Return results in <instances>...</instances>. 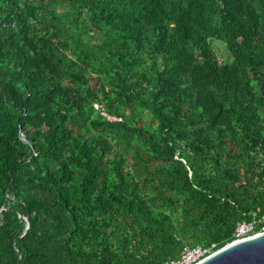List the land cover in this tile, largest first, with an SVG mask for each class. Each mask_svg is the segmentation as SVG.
Listing matches in <instances>:
<instances>
[{
  "label": "trees",
  "instance_id": "obj_1",
  "mask_svg": "<svg viewBox=\"0 0 264 264\" xmlns=\"http://www.w3.org/2000/svg\"><path fill=\"white\" fill-rule=\"evenodd\" d=\"M262 220L264 0H0V264H164Z\"/></svg>",
  "mask_w": 264,
  "mask_h": 264
},
{
  "label": "water",
  "instance_id": "obj_2",
  "mask_svg": "<svg viewBox=\"0 0 264 264\" xmlns=\"http://www.w3.org/2000/svg\"><path fill=\"white\" fill-rule=\"evenodd\" d=\"M197 264H264V232L233 241Z\"/></svg>",
  "mask_w": 264,
  "mask_h": 264
},
{
  "label": "built area",
  "instance_id": "obj_3",
  "mask_svg": "<svg viewBox=\"0 0 264 264\" xmlns=\"http://www.w3.org/2000/svg\"><path fill=\"white\" fill-rule=\"evenodd\" d=\"M107 119L108 120H118V121L120 120L119 118H112V117H108ZM261 223H264V220H262ZM258 233H261V232L255 231L254 223H244V222L239 223L234 233V236H235L234 241L243 240L253 235H256ZM214 252L215 250L213 249V246L207 247V248L185 247L181 253V256L178 259L164 263V264H197Z\"/></svg>",
  "mask_w": 264,
  "mask_h": 264
},
{
  "label": "rangeland",
  "instance_id": "obj_4",
  "mask_svg": "<svg viewBox=\"0 0 264 264\" xmlns=\"http://www.w3.org/2000/svg\"><path fill=\"white\" fill-rule=\"evenodd\" d=\"M211 46L217 56V59L222 63L225 62L227 60L228 53L224 44L218 41H213L211 43Z\"/></svg>",
  "mask_w": 264,
  "mask_h": 264
}]
</instances>
